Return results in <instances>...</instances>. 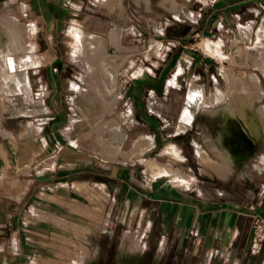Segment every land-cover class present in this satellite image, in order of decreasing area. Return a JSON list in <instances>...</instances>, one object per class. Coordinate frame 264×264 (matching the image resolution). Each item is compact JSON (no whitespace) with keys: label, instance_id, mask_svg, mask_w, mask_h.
I'll use <instances>...</instances> for the list:
<instances>
[{"label":"rangeland","instance_id":"374dc122","mask_svg":"<svg viewBox=\"0 0 264 264\" xmlns=\"http://www.w3.org/2000/svg\"><path fill=\"white\" fill-rule=\"evenodd\" d=\"M134 1L138 26L131 33L123 28L124 43L133 45H122L120 36L119 42L114 44V52L119 55L118 68L121 69L124 64L127 68L121 77L123 85L118 92L116 108L112 105L116 102L117 92L111 93L112 103L109 100L111 96L103 97L104 92L97 91L101 89L98 82L86 74L76 59L81 61L80 57L87 54L82 37L85 29H75L74 38L73 28H67L70 34L67 42L57 44L60 56L55 64L59 90L51 93L49 99L57 101L54 119H67V127L75 134L70 139L71 152L77 154V149H82L80 151L88 155H102L100 152L105 154L103 147L107 145L119 149L117 132L108 126V120L118 121L116 117L120 113H127L133 119L120 123L124 138L121 149L129 148L133 140L142 135L152 138L151 145L143 151L139 152L136 147L126 163L135 177L151 182L157 177L151 171L152 164H168L175 170L194 176L193 182L187 178L180 183L176 178L177 172L169 169L164 180L175 187L204 191L220 188L224 190L223 197L237 192L242 200L257 201L264 185V143L256 146V152L251 158L242 160V165L233 164V171L226 180L201 172V168L208 172L210 168L196 152L194 143L207 151L210 158L218 159L211 151L208 140L212 139L217 147H221L219 137L228 120L224 114L209 115L190 103L188 86L191 80H195L204 87L205 100L212 92H220L228 102L240 91L241 84L243 87L251 82L250 72H253L259 75L264 88V74L261 72L264 60V0L245 4L242 0H150V4L145 0ZM184 7L191 15L183 12ZM31 24L24 11L0 6V32L4 34V38L0 37V45L9 39L11 32L18 34L17 43L10 47L9 62H20V69L23 68L26 73L28 69L30 93L36 97V102H29L25 93L20 91L0 94V119H29L26 113L39 114L37 119L45 118L41 114L45 111L41 105L48 98L46 93L36 89L40 83L38 70L43 69V60L39 59L36 64L35 45L29 42L37 41L36 53H40L46 32L39 27L34 33ZM142 34L145 41H142ZM259 37L263 43L258 41ZM90 38L99 39L93 34ZM218 40H221V45L217 48ZM129 52H132L131 64L126 63ZM30 61L32 63L27 64ZM180 67L181 73L178 71ZM177 73L178 86L173 87L168 80ZM73 83H79L75 89ZM185 107L193 116L190 123L181 121ZM169 144L175 145L181 159L167 153ZM96 150L99 153L94 152ZM128 158L129 154L125 153L120 162ZM103 191L108 193L107 189ZM127 207L130 215L125 221L117 222L115 218L106 220L105 216L102 221L88 220L84 227L72 221L65 258L54 263L132 264L135 259L137 264L198 263L190 255V239L178 248L174 236L162 237L158 216L152 220L155 209L151 202L144 200L136 214L133 203ZM260 253L263 260L264 249Z\"/></svg>","mask_w":264,"mask_h":264},{"label":"crops","instance_id":"0c3cea01","mask_svg":"<svg viewBox=\"0 0 264 264\" xmlns=\"http://www.w3.org/2000/svg\"><path fill=\"white\" fill-rule=\"evenodd\" d=\"M145 1L150 4V0ZM252 1L242 0V4ZM1 5L24 11L31 20L34 33L39 27L45 29L44 46L40 53H36L37 41L29 43L35 45L36 64L39 59L43 60V69L38 70L40 83L36 89L46 93L48 99L41 105L45 109L41 113L45 117L43 119H37L39 114L27 113L25 115L29 119H0V264H55L56 260L65 258L72 221L79 227H84L88 220L102 221L105 216L106 220L115 218L117 222L125 221L130 215L127 206L133 203L136 214L144 200L152 203L155 209L152 220L158 216L163 238L174 236L178 248L191 240L190 255L196 258L197 264L214 261L218 264H263L260 251L249 246L250 217L254 213L264 215L263 184L259 199L249 201L242 200L237 192L223 197L224 190L220 188L204 191L175 187L164 180L167 172L151 182L138 179L126 163L136 147L139 152L143 151L151 145L152 138L142 135L134 139L129 148L121 149L124 138L120 123L130 121L132 115L120 113L116 117L119 126L114 129L120 140V150L114 145H107L104 147L105 154L100 152L105 157L88 155L80 151L82 149H77V154L72 153L70 139L75 134L67 127V119H54V109L58 105L56 99H49V95L59 90L55 64L60 56L57 44L67 42L70 34L66 29L73 28L72 34L76 38L75 29L84 28V43L93 34L106 43L108 51L115 55L111 45L114 30L116 35L119 33L122 45H133L124 43L123 28L131 33L138 26L134 0H0ZM142 37L145 41L144 34ZM131 53H127L126 63H132ZM89 55L87 49V54L80 57L81 61L75 58L86 74L92 76L85 65ZM261 69L264 74V60ZM178 71L181 73L182 68ZM111 72L110 76L115 77L118 84L114 90L117 92L116 102L112 105L116 108L118 92L123 85L121 77L127 68L124 64L121 69L118 66L112 68ZM179 73L168 80L169 85L178 86L176 76ZM253 74L264 90L259 75L250 72V76ZM94 80L102 89V83ZM193 81L188 86V98ZM78 84L73 83L72 87L75 89ZM189 102L198 107L196 100L189 98ZM182 114L181 121L190 123L182 119ZM194 145L202 161L210 168V172L204 168L200 169L201 172L226 180L232 172L227 178H222L213 170L220 157L211 149L218 159L210 158L198 143ZM166 151L175 159L182 158L174 144H169ZM124 153H129V158L120 162ZM158 165L164 171L175 170L168 164ZM175 171L178 182L183 183L187 178L193 182L194 176ZM103 189H107L108 193ZM119 199H122L121 202Z\"/></svg>","mask_w":264,"mask_h":264},{"label":"bare ground","instance_id":"6f19581e","mask_svg":"<svg viewBox=\"0 0 264 264\" xmlns=\"http://www.w3.org/2000/svg\"><path fill=\"white\" fill-rule=\"evenodd\" d=\"M183 12L186 15H191V12L185 7L183 9ZM117 34L119 35V33ZM3 35L4 34L0 32V37L4 38ZM17 35H16V32H11L10 37L6 36V38L8 37L9 39L6 42L1 43L0 45L1 46L0 48V94L2 95L3 93L20 91L22 93H25V97L26 99H28L27 101L36 102L35 101L36 97L34 95L32 96L30 93V82H29L28 75L26 71L22 70L23 68L20 69L22 64L20 62H16V63L9 62L10 47L13 46V44L17 43V40H18ZM118 35H116V30H114L111 36V39H112L111 45L113 47L112 48L113 50L114 49L116 50V48H114V44L118 43V38H117L119 37ZM258 41L260 43H263L262 40H260V37ZM220 45H221V40H218L217 48L220 47ZM86 47L90 55L87 60H85L84 58L85 65L87 66L89 71H91L92 77H94V79H97L100 83H102V85H104L102 89L97 90V91H103L104 92L103 97L105 98L108 96L110 97L111 93L114 90H116L115 86L118 85L116 84V81H115L116 79H114V77H111L110 73L111 74L113 73L111 72L112 68H115L116 66H118L116 64L119 63V60L115 59L116 54L115 55L111 54V52L108 51V45L104 42L102 43L100 39H96V38L88 39L86 42ZM32 62L30 61L27 64H30ZM96 73H98V75H96ZM250 80L251 82L245 83L243 87L241 84L240 91L237 94H234L235 96H233L228 102H225V98L223 94L220 92H212L209 98L205 100L206 95H205L203 86L199 85L194 80L191 83L190 88H189V98L191 100H196L197 102L196 104L198 105L199 109L209 114H215L218 110L221 109L223 113H225L227 116L231 118L230 120L233 119L237 121L238 124L242 127V129L247 133V135H249L250 138L256 144L259 145L261 143H264V104H263L264 102L262 103V100L264 98V90L259 85V81L256 75L254 74L251 75ZM175 81L176 80H174V82ZM5 88L6 90H3ZM112 96L109 99L111 103H112V100H111ZM182 115H183L182 119L184 121H191L192 115L187 107L185 108ZM1 116H2V113H1ZM123 120L126 121L128 119H123ZM108 126L111 129L117 128L119 126V122L116 120L113 121L112 119L108 120ZM209 140L211 141L212 139H209ZM209 140L208 142L210 143L209 145L210 149H212L216 154H218V156H220V161L216 164V168L213 170H216L217 175H219L220 177L227 178L228 175L233 171L231 156L229 152L224 148V146L222 148L217 147L213 143V140L211 142ZM107 150H110V149H107ZM262 160L264 161V156ZM158 164L155 163V164H152L151 166V171L155 175V177L163 173L166 174L165 172H167V171H164L163 168L162 170ZM132 264H137L136 259H135V263L133 262Z\"/></svg>","mask_w":264,"mask_h":264},{"label":"flooded vegetation","instance_id":"af4514ba","mask_svg":"<svg viewBox=\"0 0 264 264\" xmlns=\"http://www.w3.org/2000/svg\"><path fill=\"white\" fill-rule=\"evenodd\" d=\"M216 114H224L225 118L228 120V124L224 126L221 136L219 137V140L221 142L220 148L224 146V148L229 152L231 156L232 167L233 164L240 165L242 163V160H247L248 158H251L253 156V154L257 150L256 146H258V144H256L250 138V136L247 135V133L242 129L237 121L233 119L230 120L231 118L223 113L221 109L218 110L215 114L209 115Z\"/></svg>","mask_w":264,"mask_h":264},{"label":"built area","instance_id":"2783aa9c","mask_svg":"<svg viewBox=\"0 0 264 264\" xmlns=\"http://www.w3.org/2000/svg\"><path fill=\"white\" fill-rule=\"evenodd\" d=\"M250 248L252 250L264 249V215L254 213L250 218Z\"/></svg>","mask_w":264,"mask_h":264}]
</instances>
